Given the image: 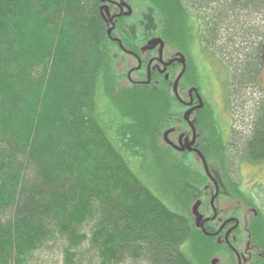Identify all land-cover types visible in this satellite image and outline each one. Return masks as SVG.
Segmentation results:
<instances>
[{
    "label": "trees",
    "instance_id": "trees-1",
    "mask_svg": "<svg viewBox=\"0 0 264 264\" xmlns=\"http://www.w3.org/2000/svg\"><path fill=\"white\" fill-rule=\"evenodd\" d=\"M171 1L180 0L153 3L172 27L160 35L188 55L179 93L205 92L190 57L199 37L224 70L233 122L244 126L225 135L202 95L195 123L218 199L252 208L257 200L242 191L233 166L264 161V0H191L206 25L198 35L186 32ZM105 27L96 0H0V264H30L57 238L66 264L78 263L84 242L100 264H212L222 247L196 225L193 206L209 208L213 186L189 152L164 138L183 130L184 106L155 70L149 84L130 82L132 57ZM116 34L129 49L144 39L118 26ZM262 211L248 240L264 246Z\"/></svg>",
    "mask_w": 264,
    "mask_h": 264
},
{
    "label": "flooded vegetation",
    "instance_id": "flooded-vegetation-1",
    "mask_svg": "<svg viewBox=\"0 0 264 264\" xmlns=\"http://www.w3.org/2000/svg\"><path fill=\"white\" fill-rule=\"evenodd\" d=\"M153 2L154 0H96L98 14L100 15V17L103 19V21L106 24L105 29L111 41L115 42L117 45H119L118 39H120V41L122 42L121 37L117 35L119 33L116 34L117 26L120 32H123L125 34L129 32V34L131 35L132 31H134L135 33H137V36L139 38H142V39L144 38L141 41L142 43L138 42V44L139 43L140 44L137 45L135 49H129V48L124 47L123 42H122L123 47L127 50L125 51L119 45L124 53L132 57L131 60H128L130 63V66L128 67V70H127L128 80L134 84H143L140 82L145 81L147 79L148 68H149L151 70V78H152V72L155 70L158 72V74L164 76V78L167 81H169V83L172 85L177 75L182 70V64L175 60L170 65H168L166 71L163 72L162 70L164 68V63L172 59L178 58V56H180L181 54L186 57V62H187L186 69H187L188 55L175 47H169L168 44L165 42V39L163 38V36L160 35V34H171L172 27L171 26L164 27L162 25L161 16H160L161 11L159 10L157 6L154 5ZM178 4L171 1V3H169L168 6L169 7L171 6L179 7L180 12L184 16V19L187 20L186 25L191 27L190 31H188L189 30L188 28L186 32L187 33L191 32V34H205L206 30L202 28H204L206 25L204 23L205 22L204 17H201V9L199 8V6L195 5L193 2H191V0H180L178 1ZM180 5H182V7ZM139 13H142L143 15V19H141L139 22L140 26H143V29H142L143 31H141V34L138 33L139 28L134 26L133 24L134 23L133 19L134 18L137 19V16ZM168 14H169V17H171L173 14V9H172V12L171 10H169ZM108 30H111L110 35L108 33ZM155 34H158V35H155ZM157 37L162 38L164 42L161 55H160V45H161L160 43L155 47L148 46L149 41ZM130 51H132V53H130ZM139 61L141 62L140 68H138L140 64ZM140 71H141V74L139 77L138 72ZM129 72H130V77H129ZM166 74H168L167 78H166ZM182 78L183 76L180 79L179 87L181 85ZM190 88L191 86L187 88L186 93L184 92L182 93L181 98L183 102L179 101L184 106L183 111L181 113L183 120H184L183 118L184 112L190 106L196 105L198 103L195 92H193L192 95L189 94L188 90ZM190 101H192V104L188 105L187 103ZM195 112L192 113L191 119L193 115L195 114ZM185 123L189 130H186L187 128L182 130L183 132L186 133L184 136H180L181 133H178V131H177L178 135L176 136V138L173 137V135H171L172 138L174 139V140L173 139L171 140L174 143L176 142L177 144H179L180 137H182V142H184L185 138L189 135V132L191 133V129L187 125L186 121H184V124ZM191 138H192V134H190L189 139ZM200 141L201 140L199 138V134H197V138L194 143V146L199 149H200ZM211 184L213 186L211 188H210V184L207 185L209 187V190H208L209 208L208 209L210 211L207 212L208 210L203 211L201 209L199 211V214H197V218L199 215L202 217V220H201L202 226H199V229H201L202 232L206 236L212 237L211 239L213 242L219 244L222 248L226 249L228 252L232 251L237 259V264H239L237 254H239L241 258V264H254L255 260H253V258L251 257L252 256H263V253H261V251L256 252L255 255L252 253V249H253L252 245L250 244L248 246L249 237L246 238L247 244L245 245V247L242 248V245L239 244L240 237H241L240 236L241 229L239 227L241 225L243 215H240L242 214V212L239 213L238 211L239 209H242L241 207L242 205L247 214H249L251 211H254V216H256L258 212H256V210H254L253 207L252 208L244 207L245 206L244 204L240 205L238 203H230L228 199L229 195L227 192L225 193H227L228 196L221 197L220 199H218L220 193L222 192L221 189L219 190V194L214 198L216 187L213 184V182H211ZM224 200H228L229 204H226ZM262 210L263 209L260 208V212ZM247 217H249V215ZM233 218L237 219L238 222L237 220ZM251 220L249 224L247 222L245 223V231L249 230L250 233H251V225H252ZM254 244L256 245V243ZM228 257H230V255H228ZM216 262L214 264H216ZM218 263L219 262H217V264Z\"/></svg>",
    "mask_w": 264,
    "mask_h": 264
},
{
    "label": "rangeland",
    "instance_id": "rangeland-1",
    "mask_svg": "<svg viewBox=\"0 0 264 264\" xmlns=\"http://www.w3.org/2000/svg\"><path fill=\"white\" fill-rule=\"evenodd\" d=\"M143 19L142 13H139L137 16V19L134 18V26L139 28L138 33L141 34V31H143V26H140L139 22ZM198 35V34H197ZM198 41V42H197ZM204 43L200 40V38H196L195 44L192 46V50L190 52V57L192 62L195 61L196 65L199 68V71L202 75V80L205 85V92L202 91V95L205 94L209 97V100L213 103V107L215 108V115L217 118V121L219 122L218 125L223 126L221 130L224 132L225 135H229L231 127L238 128L240 130H243V125L240 121L233 122V117L237 118L238 110H228V102L226 101L225 97L228 95V92H225L223 89V83L225 82V78L223 73L221 71H224L221 66L218 65V59L216 60L215 57L213 59L211 58L212 55L207 52L209 50H205ZM131 60L130 58H128ZM225 95V97H224ZM233 108V107H232ZM113 112V111H112ZM111 112V113H112ZM236 112V114H235ZM182 113V112H181ZM183 128H186V124L181 125ZM188 130V129H187ZM179 133V132H178ZM177 132H171L169 134L168 138L173 139V137L176 138L178 135ZM174 140V139H173ZM174 143V142H173ZM178 145L176 142L174 143ZM187 151V150H186ZM190 162L194 163L195 166L199 169L203 167V164L201 162V165H199V162L196 160V157L193 155L195 153L187 151ZM196 155V154H195ZM197 156V155H196ZM206 159V158H205ZM207 161V160H206ZM234 179L241 187L242 191L248 192L250 195L253 196L257 202L255 203V206H253L254 210L257 209H263L264 210V161L259 163H251L247 162L245 160H239L234 161ZM209 166V165H208ZM204 168V167H203ZM207 199V203H208ZM226 204L228 203V200H224ZM202 201L199 202L198 207L200 206ZM230 203H238L236 199L229 200ZM241 205V204H240ZM242 209H239V213L242 212L243 219L240 225V245H242V248L245 247L247 244L246 238H250V231H245V223H250V220L253 218V214L250 212L247 214L241 205ZM246 207V206H244ZM251 208V207H250ZM199 211L202 209L210 210L208 208H198ZM262 212V211H261ZM249 215V217H247ZM242 218V217H241ZM94 224V222H93ZM88 228V227H87ZM83 227L81 228L82 231H86L89 233L90 231ZM248 232V233H246ZM250 233V234H249ZM248 246L251 244L252 247V253L255 255L256 252L261 251L264 256V246L263 245H255L251 240H248ZM251 241V243H250ZM64 249H65V242L62 239H54L52 241H49L43 250L40 252H35L32 256V262L30 264H66L65 258H64ZM222 257L218 264H229L231 262V258L228 257L230 255V252H228L226 249L222 248ZM241 249V247H240ZM97 253H95L94 250L89 248V243L84 242L79 248H78V258L76 262L77 264H100L98 256L96 257ZM221 255V254H220ZM257 257V256H256ZM253 260H255V256H252ZM216 259V258H213ZM212 259V260H213ZM216 262V264H217ZM234 264V263H233Z\"/></svg>",
    "mask_w": 264,
    "mask_h": 264
},
{
    "label": "water",
    "instance_id": "water-1",
    "mask_svg": "<svg viewBox=\"0 0 264 264\" xmlns=\"http://www.w3.org/2000/svg\"><path fill=\"white\" fill-rule=\"evenodd\" d=\"M110 31L111 30H108V33L110 35ZM118 42H119V45L125 50L127 51L123 45H122V42L120 41V39H118ZM161 44L160 45V55L162 54V50H163V45H164V42L162 40V38H154L152 40L149 41V44L148 46H152V47H155L157 46L158 44ZM129 52V51H128ZM130 53H132V51H130ZM263 57H264V52H263ZM178 61L182 64V70L180 71V73L178 74V76L176 77L174 83H173V92L175 94V96L181 101V97L179 95V92H178V85H179V81L181 79V77L183 76V74L185 73V70H186V58L184 55H181L178 56V58L176 59H172L166 63H164V68H163V72L166 71L167 69V66L170 65L173 61ZM140 62V61H139ZM141 66V62L138 66V68H140ZM129 77H130V72H129ZM168 77V74H166V78ZM151 81V70L148 68V74H147V79L145 81H142L140 83H143V84H148L149 82ZM189 94L192 95L193 92H195L196 94V98H197V101H198V104L197 105H194V106H191L190 108H188L185 112H184V119L188 122L191 130H192V138L189 139V137H186L185 138V141L182 142V137L179 138V144L178 145H175L173 143L172 140H170L168 138V135L171 131H173L174 129H168L165 134H164V138L166 140L167 143L171 144L172 146L174 147H177L179 148L181 151H184V150H187V151H194L197 155H198V158L200 159V161L202 162L203 164V167H204V170L207 174V176L214 182L215 186H216V192H215V196L214 198L219 194V185L216 181V179L213 177V175L211 174L210 172V169H209V166H208V163L205 159V156L203 155L202 151L196 147H194V143H195V140H196V136H197V132H196V127L194 125V123L191 121L190 119V116L191 114L196 110V109H199V108H202L204 106V102H203V99L198 91V89L196 87H191L189 90H188ZM188 105H191L192 104V101L188 102L187 103ZM181 136H184V134H182ZM213 198V200H214ZM212 200V201H213ZM198 205H199V202H197L193 208H194V213H195V216H196V225L199 227V226H202V223H201V220H202V217L199 215L198 218H197V214H199V210H198ZM235 219V218H233ZM232 220V219H231ZM237 220V219H235ZM230 221V220H228ZM238 222V220H237ZM238 256V260H239V264H241V258L239 256V254H237ZM215 263V260H213V264Z\"/></svg>",
    "mask_w": 264,
    "mask_h": 264
}]
</instances>
